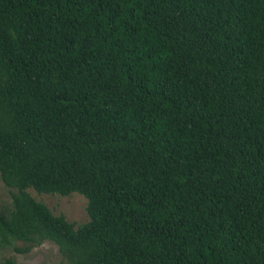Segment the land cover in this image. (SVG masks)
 Returning a JSON list of instances; mask_svg holds the SVG:
<instances>
[{
    "label": "trees",
    "instance_id": "obj_1",
    "mask_svg": "<svg viewBox=\"0 0 264 264\" xmlns=\"http://www.w3.org/2000/svg\"><path fill=\"white\" fill-rule=\"evenodd\" d=\"M0 178L2 250L264 264V0H0Z\"/></svg>",
    "mask_w": 264,
    "mask_h": 264
},
{
    "label": "rangeland",
    "instance_id": "obj_2",
    "mask_svg": "<svg viewBox=\"0 0 264 264\" xmlns=\"http://www.w3.org/2000/svg\"><path fill=\"white\" fill-rule=\"evenodd\" d=\"M14 190L4 186L0 178V205L9 206L12 203V193ZM31 195L38 201L45 203L56 215H64L69 222L76 225H82L89 221L86 211L87 199L77 193L68 197L57 195L38 194L30 190ZM17 247H23L22 243L16 244ZM5 258H13L19 263L30 264H59L63 257L59 247L46 241L41 246L34 248L30 253L22 254L15 252L13 248L5 250L0 249V262Z\"/></svg>",
    "mask_w": 264,
    "mask_h": 264
}]
</instances>
